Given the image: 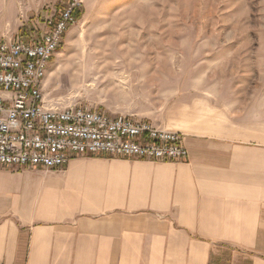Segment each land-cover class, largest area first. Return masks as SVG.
<instances>
[{
	"label": "crops",
	"instance_id": "obj_1",
	"mask_svg": "<svg viewBox=\"0 0 264 264\" xmlns=\"http://www.w3.org/2000/svg\"><path fill=\"white\" fill-rule=\"evenodd\" d=\"M200 106L184 162L0 167V264H264L261 117Z\"/></svg>",
	"mask_w": 264,
	"mask_h": 264
},
{
	"label": "rangeland",
	"instance_id": "obj_2",
	"mask_svg": "<svg viewBox=\"0 0 264 264\" xmlns=\"http://www.w3.org/2000/svg\"><path fill=\"white\" fill-rule=\"evenodd\" d=\"M71 1L0 0V40L39 38ZM78 1L46 80L56 105L147 122L185 148L197 105L264 126V0Z\"/></svg>",
	"mask_w": 264,
	"mask_h": 264
},
{
	"label": "built area",
	"instance_id": "obj_3",
	"mask_svg": "<svg viewBox=\"0 0 264 264\" xmlns=\"http://www.w3.org/2000/svg\"><path fill=\"white\" fill-rule=\"evenodd\" d=\"M80 5L72 0L56 19L48 18L39 38L0 40V167L58 171L91 155L186 161L188 152L175 133L85 107L62 108L47 97L51 61Z\"/></svg>",
	"mask_w": 264,
	"mask_h": 264
},
{
	"label": "trees",
	"instance_id": "obj_4",
	"mask_svg": "<svg viewBox=\"0 0 264 264\" xmlns=\"http://www.w3.org/2000/svg\"><path fill=\"white\" fill-rule=\"evenodd\" d=\"M75 17H79V10L76 12Z\"/></svg>",
	"mask_w": 264,
	"mask_h": 264
}]
</instances>
